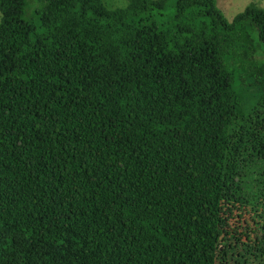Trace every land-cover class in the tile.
Here are the masks:
<instances>
[{
  "label": "trees",
  "instance_id": "obj_1",
  "mask_svg": "<svg viewBox=\"0 0 264 264\" xmlns=\"http://www.w3.org/2000/svg\"><path fill=\"white\" fill-rule=\"evenodd\" d=\"M0 13V264H216L234 121L264 124V8L232 22L215 0Z\"/></svg>",
  "mask_w": 264,
  "mask_h": 264
},
{
  "label": "rangeland",
  "instance_id": "obj_2",
  "mask_svg": "<svg viewBox=\"0 0 264 264\" xmlns=\"http://www.w3.org/2000/svg\"><path fill=\"white\" fill-rule=\"evenodd\" d=\"M129 0H104L108 9L125 8ZM228 22L255 3L264 8V0H215ZM1 21V13H0ZM255 118L264 121V105L254 102ZM234 142L244 140L237 156L235 170V207L221 242L216 264H264V157L259 149L264 144V124L234 121ZM19 243L24 240L16 237Z\"/></svg>",
  "mask_w": 264,
  "mask_h": 264
}]
</instances>
